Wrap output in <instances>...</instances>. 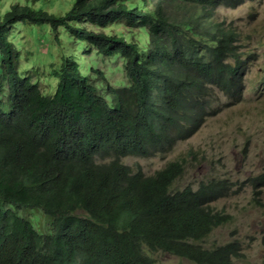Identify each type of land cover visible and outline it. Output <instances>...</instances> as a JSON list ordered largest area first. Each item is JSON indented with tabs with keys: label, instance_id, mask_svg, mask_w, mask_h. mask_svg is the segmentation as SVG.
<instances>
[{
	"label": "trees",
	"instance_id": "1",
	"mask_svg": "<svg viewBox=\"0 0 264 264\" xmlns=\"http://www.w3.org/2000/svg\"><path fill=\"white\" fill-rule=\"evenodd\" d=\"M40 1L0 10V264H157L153 251L233 264L237 241L196 243L229 218L209 208L223 182L177 190L183 163L146 174L123 158L194 135L215 88L242 98L257 56L240 51V31L218 10L246 0H61L58 11ZM21 24L48 25L37 32L48 52L50 35L59 44L49 92L20 68L11 28ZM120 25L129 31H107ZM68 40L120 60L111 70L124 76L68 54Z\"/></svg>",
	"mask_w": 264,
	"mask_h": 264
},
{
	"label": "rangeland",
	"instance_id": "2",
	"mask_svg": "<svg viewBox=\"0 0 264 264\" xmlns=\"http://www.w3.org/2000/svg\"><path fill=\"white\" fill-rule=\"evenodd\" d=\"M17 1L1 0L0 10L6 11ZM60 2L43 0L37 2L36 7L47 3L49 9L58 11ZM218 12L219 18L224 17L227 24L232 22L240 31V51L247 57L249 54L257 56L248 60L244 98L223 100L220 106L214 105L207 110L201 129L193 137L179 140L170 151L151 157L127 156L123 162L134 168L141 167L146 174H154L170 162L183 163L184 171L173 184L177 190L187 186L196 189L210 180L223 182L225 188L221 197L210 207L231 215L232 219L215 228L202 244L209 246L238 240L243 247V255L234 264H264V186L258 189L261 193L260 203H257L252 184L254 177L264 172V88L259 86L264 62V0H246L235 9L221 7ZM112 29L129 31L125 25L109 27L107 31ZM11 30V39L21 55L20 68L34 79L39 78L44 91L54 89L57 81L52 78L50 70L61 50L50 35L51 53L48 52L47 43L37 33L49 32L48 25L21 24ZM81 48L82 45L75 40L67 41L68 54L76 53V57L85 64L98 61L96 68L104 70L111 81L124 76L122 71L111 70L121 64L120 60L104 59L95 51L82 54L84 50ZM85 49L89 50V47ZM153 254L159 256L162 264H195L166 252Z\"/></svg>",
	"mask_w": 264,
	"mask_h": 264
},
{
	"label": "clouds",
	"instance_id": "3",
	"mask_svg": "<svg viewBox=\"0 0 264 264\" xmlns=\"http://www.w3.org/2000/svg\"><path fill=\"white\" fill-rule=\"evenodd\" d=\"M246 84H247V82H246ZM246 84H245V88H244V91H243V95H242V98H244V96H245V89H246ZM216 90V95H213V94H211V97L215 100V102H216V104H214V105H217V106H220L221 104H222V102H223V100H242V98H241V96H238V98L237 99H229V98H227L226 96H225V94L223 93V91H221V90H219L218 88H215ZM217 93H221L222 95H218ZM213 105V106H214ZM213 108V107H212ZM211 107H208V108H206V113H208V111L207 110H211L212 109ZM204 125V122H203V124L201 125V127ZM201 127H200V129H201ZM199 129V130H200ZM198 130V131H199ZM197 131V132H198ZM196 132V133H197ZM194 135H192L191 137H193ZM190 138V137H189ZM166 153V152H165ZM179 162V161H178ZM261 174H264V172H262V173H259L258 175H261ZM182 175V174H181ZM257 175V176H258ZM256 177H254V179H255ZM253 179V187H254V189H255V194H256V196L257 197H255V199H256V201H257V203H260L259 202V194L261 193V191L260 190H258L261 186H264V183H260V184H256L255 183V180ZM174 189V188H173ZM219 199V198H218ZM216 200H212L210 203H209V208L212 210V211H214V212H220V211H215L213 208H211L210 207V205L213 203V202H215ZM222 213H224V212H222ZM225 215H228L229 216V218H228V220H230V219H232V217H231V215H229V214H227V213H224ZM227 220V221H228ZM207 238V237H206ZM205 238V239H206ZM204 239V240H205ZM203 240V241H204ZM203 241H197L196 243L197 244H199V245H201V246H203V247H205V248H213V246L215 247V246H219V245H223V246H225V247H227L229 244H231V243H233L234 241H237L238 243H235V245L237 246V252L238 251H240L242 254L240 255V256H238V257H236L235 259H234V257H233V264H234V261L236 260V259H238V258H240L242 255H243V247H242V245L240 244V241H238V240H230V241H227V242H225V243H223V244H218V245H214V244H211V245H209V246H207V245H204V244H202V242ZM157 252H164V251H153L152 252V256H154L155 258V260H156V263L157 264H162L161 263V261H160V259H159V256H155L153 253H157ZM167 253V252H166ZM170 254V253H169ZM174 255V254H173ZM180 257V256H179ZM181 258H185V259H188V260H190V261H192V262H194L193 260H191V259H189V258H187V257H181ZM195 263V262H194ZM196 264V263H195Z\"/></svg>",
	"mask_w": 264,
	"mask_h": 264
}]
</instances>
